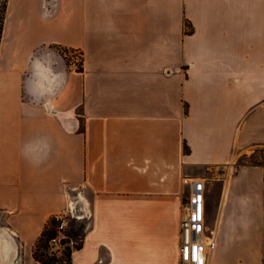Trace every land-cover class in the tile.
Listing matches in <instances>:
<instances>
[{
	"label": "crops",
	"instance_id": "0c3cea01",
	"mask_svg": "<svg viewBox=\"0 0 264 264\" xmlns=\"http://www.w3.org/2000/svg\"><path fill=\"white\" fill-rule=\"evenodd\" d=\"M55 45L82 53V70ZM260 144L264 0H8L0 259L14 240L16 264H41L36 242L76 199L88 226L73 264L137 238L179 264L193 181L216 241L208 264H224L225 243L264 226L263 168L239 165Z\"/></svg>",
	"mask_w": 264,
	"mask_h": 264
},
{
	"label": "rangeland",
	"instance_id": "374dc122",
	"mask_svg": "<svg viewBox=\"0 0 264 264\" xmlns=\"http://www.w3.org/2000/svg\"><path fill=\"white\" fill-rule=\"evenodd\" d=\"M8 0H0V18L3 15L4 7ZM14 37H11V40ZM13 41V40H12ZM71 61L77 65V69L82 66L80 52L68 51L66 53ZM79 60V61H77ZM243 164H256L263 168L264 175V144L253 146L249 152L243 156L239 162ZM77 224H82L87 228L88 220H78ZM71 226L69 223L68 228ZM78 226H76L77 228ZM84 228V229H85ZM246 227H238L239 235H245L244 229ZM83 229V228H81ZM254 233V240L252 242L247 240H235L224 244L221 247L220 254L224 264H264L263 258H255L258 250L262 248V236L264 226L257 225L252 227ZM74 241L72 246L78 244ZM253 245V249H252ZM257 249V251H256ZM251 250V251H250ZM256 261V262H255ZM95 264H160V257L150 248L147 242L142 239H133L127 242H121L116 246L105 249L99 253L94 260Z\"/></svg>",
	"mask_w": 264,
	"mask_h": 264
},
{
	"label": "built area",
	"instance_id": "2783aa9c",
	"mask_svg": "<svg viewBox=\"0 0 264 264\" xmlns=\"http://www.w3.org/2000/svg\"><path fill=\"white\" fill-rule=\"evenodd\" d=\"M186 181L189 182V179ZM190 185L191 194L189 201L184 205L180 222L179 264H208L209 255L216 247L214 232L209 229L206 223L201 183L190 181ZM55 217L60 222V232L50 241V245L53 251L60 252L63 248L62 239L66 237L64 231L68 228L69 223L72 220L87 219L88 216L75 199Z\"/></svg>",
	"mask_w": 264,
	"mask_h": 264
},
{
	"label": "trees",
	"instance_id": "16d2710c",
	"mask_svg": "<svg viewBox=\"0 0 264 264\" xmlns=\"http://www.w3.org/2000/svg\"><path fill=\"white\" fill-rule=\"evenodd\" d=\"M7 5H8V1H6L3 15L0 18V46L3 38ZM186 31L187 33L193 32V28L191 27L189 22H186ZM54 48L57 49L65 57V59L69 64L71 63V59L66 53L68 51H74L75 49H70L59 45H55ZM81 58H82V53H81ZM79 70H82V66L79 67ZM185 151L186 152L190 151L187 145L185 146ZM239 165H245V164L240 163ZM78 222H79L78 220H72L70 222L71 226L64 231L66 237L62 239V247H63L62 251L58 252V251H53L51 249L50 241L58 236L60 232L59 230L60 222L56 219L55 216L52 217L46 224L40 238L38 239V241L36 242L33 248L34 259L41 264H73V253L76 250L82 249L87 234V228H85V226L82 224H77ZM76 226L78 227L76 228ZM78 240H79L78 244H75L74 246L71 245L72 242L75 241L77 243Z\"/></svg>",
	"mask_w": 264,
	"mask_h": 264
},
{
	"label": "clouds",
	"instance_id": "9594fccd",
	"mask_svg": "<svg viewBox=\"0 0 264 264\" xmlns=\"http://www.w3.org/2000/svg\"><path fill=\"white\" fill-rule=\"evenodd\" d=\"M27 155V153H25ZM13 252L7 255L6 258L0 259V264H16V259L14 257H18L19 248L13 240Z\"/></svg>",
	"mask_w": 264,
	"mask_h": 264
},
{
	"label": "bare ground",
	"instance_id": "6f19581e",
	"mask_svg": "<svg viewBox=\"0 0 264 264\" xmlns=\"http://www.w3.org/2000/svg\"><path fill=\"white\" fill-rule=\"evenodd\" d=\"M1 236V235H0Z\"/></svg>",
	"mask_w": 264,
	"mask_h": 264
}]
</instances>
